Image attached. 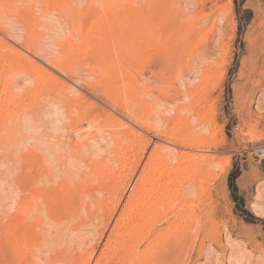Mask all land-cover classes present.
Listing matches in <instances>:
<instances>
[{"label": "rangeland", "instance_id": "rangeland-1", "mask_svg": "<svg viewBox=\"0 0 264 264\" xmlns=\"http://www.w3.org/2000/svg\"><path fill=\"white\" fill-rule=\"evenodd\" d=\"M260 148L264 0H0V264H264Z\"/></svg>", "mask_w": 264, "mask_h": 264}, {"label": "bare ground", "instance_id": "bare-ground-1", "mask_svg": "<svg viewBox=\"0 0 264 264\" xmlns=\"http://www.w3.org/2000/svg\"><path fill=\"white\" fill-rule=\"evenodd\" d=\"M55 65V64H54ZM57 65V64H56ZM55 65V66H56ZM95 87V86H94ZM95 89H96V87H95ZM97 91V90H96ZM137 183V182H136ZM143 183H142V181L141 180H139V182L135 185V187H134V191H133V193H132V195H131V198H130V201H135V200H137L136 198L140 195V193H141V191H142V185ZM155 214V213H154ZM157 216H158V218L160 217L159 216V213H157L156 214ZM153 217H155V216H153ZM157 218V219H158ZM160 223V222H159ZM156 230V229H155ZM142 232L143 231V228L142 227H138L137 229H136V231H135V234H134V237H135V239H138V234H139V232ZM147 234V233H146ZM149 235V234H148ZM161 235H162V232H160V231H157V233L155 234V239H154V241H156L157 239H159L160 237H161ZM136 241V240H135ZM153 241V242H154ZM176 244V243H175ZM151 245H152V243H151ZM148 246V245H147ZM173 246H175V245H173ZM176 247H178V246H176ZM179 248V247H178ZM145 249V248H144ZM149 249V248H148ZM177 249V248H176ZM178 251H179V249H178ZM182 251V250H181ZM180 254V253H179ZM184 255V254H183ZM139 256H141V255H139ZM147 256V255H146ZM182 257V256H181ZM142 258V257H141ZM177 258H178V256H177ZM139 259H140V257H139ZM143 259V258H142ZM174 259V258H173ZM145 260V259H144ZM141 261V260H140ZM143 261V260H142ZM146 261V260H145ZM179 261V260H178ZM98 263V262H97ZM100 263V262H99ZM161 262H159L158 264H160ZM164 263V261L162 262V264ZM181 264H182V262H180ZM139 264H140V262H139ZM143 264H149V263H147V262H145V263H143ZM155 264V263H154Z\"/></svg>", "mask_w": 264, "mask_h": 264}, {"label": "built area", "instance_id": "built-area-1", "mask_svg": "<svg viewBox=\"0 0 264 264\" xmlns=\"http://www.w3.org/2000/svg\"><path fill=\"white\" fill-rule=\"evenodd\" d=\"M258 153L260 154H263L264 155V148H260L259 150H258Z\"/></svg>", "mask_w": 264, "mask_h": 264}]
</instances>
